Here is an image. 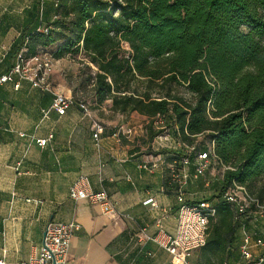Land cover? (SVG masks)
Listing matches in <instances>:
<instances>
[{"label": "trees", "instance_id": "obj_1", "mask_svg": "<svg viewBox=\"0 0 264 264\" xmlns=\"http://www.w3.org/2000/svg\"><path fill=\"white\" fill-rule=\"evenodd\" d=\"M48 13L47 32L22 33L29 51L58 44L51 59L79 57L94 68L87 82L96 105L110 100L114 113L148 118L151 138L171 131L183 147L158 154L175 173L182 157L192 162L209 150L226 168L216 194L203 199L216 214L198 264H247L241 229L253 240L264 234L249 222L251 208L264 207V0H54ZM35 20L41 26L43 12ZM157 115L164 129L154 125ZM203 135L212 149L196 142ZM184 146L194 151L186 155ZM233 185L253 199L239 217L222 199Z\"/></svg>", "mask_w": 264, "mask_h": 264}, {"label": "crops", "instance_id": "obj_2", "mask_svg": "<svg viewBox=\"0 0 264 264\" xmlns=\"http://www.w3.org/2000/svg\"><path fill=\"white\" fill-rule=\"evenodd\" d=\"M53 1L0 0V75L10 71L23 50L25 54L55 52L58 44L32 52L27 41L20 40L22 33L42 31L53 20L48 13ZM37 11L43 12L41 26L35 20ZM65 72L64 59L54 60L50 88L75 98ZM52 98V93L17 76L0 86V259L20 264L36 255L45 228L53 221L79 226L69 243L67 264H172L171 256L151 240L159 229L172 233L176 228L179 187L171 180L172 163L165 157L152 172L140 165L156 160L162 149L178 152L173 136L159 145L146 131L148 118L114 113L108 100L104 108L97 105L113 114L108 119L100 121L91 112L105 129L96 145L91 119L75 106L59 116L50 109ZM121 125L133 128L135 135L119 143L111 135ZM49 135L45 147L34 143ZM191 173L188 168L180 188L184 198L207 199L210 194L195 197ZM79 176L88 179L92 192L108 196L113 213L104 214L97 205L68 197ZM263 233L256 228L257 236Z\"/></svg>", "mask_w": 264, "mask_h": 264}, {"label": "built area", "instance_id": "obj_3", "mask_svg": "<svg viewBox=\"0 0 264 264\" xmlns=\"http://www.w3.org/2000/svg\"><path fill=\"white\" fill-rule=\"evenodd\" d=\"M42 32H47V29H42ZM25 52L23 50L18 53L15 58V64L10 71L7 74L0 75V86L7 82H12L14 76H17L19 80H26L43 92L52 93L53 98L50 109L55 110L59 116H63L68 108L75 106L84 117L91 119L92 138L95 144L98 145L100 136L105 129L102 123L91 117L88 105L72 96L58 94L50 88L51 56L49 54H37L28 59L25 56ZM154 125L158 126V129H164L162 127V116L157 115L155 117ZM134 135L135 130L133 128L121 125L114 129L111 136L120 143L123 139L129 140ZM51 138L52 135H49L46 139H34V143L42 148L46 146ZM155 140L161 145L170 140V135L166 130H163V133L156 136ZM175 146L177 148L183 147L178 142H175ZM193 151L194 147L184 146L186 155H190ZM164 159L165 156L159 154L156 160L145 162L140 165V168L152 172L159 164L165 162ZM211 161L209 150L198 153L192 162L188 156L182 157L178 163L181 176H178L179 173L176 174L174 172L173 164L170 167L171 180L179 187L176 228L172 233L159 229L151 240L171 256L172 264H188V260L192 255L206 243L209 221L215 216L216 209L211 202L206 200H186L180 188L186 182L187 169L190 164H192L193 177L203 178L205 172L212 164ZM203 182L205 186L209 185V182L204 178ZM68 197L71 200H86L92 205H97L104 214L114 212L108 196L103 192H92L89 181L85 176H79L72 184L68 191ZM222 199L235 207L238 217L245 214L253 202V199L246 191L237 185L227 188L222 195ZM151 206L153 208L157 207L155 202H151ZM78 229L79 226L73 222H49L45 228V236L37 254L20 264H67L69 243ZM241 238L242 243L239 248L241 263L264 264V234L253 240L251 235L242 228ZM252 249H256L257 253L254 254ZM0 264L8 263L0 259Z\"/></svg>", "mask_w": 264, "mask_h": 264}, {"label": "rangeland", "instance_id": "obj_4", "mask_svg": "<svg viewBox=\"0 0 264 264\" xmlns=\"http://www.w3.org/2000/svg\"><path fill=\"white\" fill-rule=\"evenodd\" d=\"M64 59L65 63V70L68 77L63 78L66 81L67 87H69V90L72 92V95L75 96V98H82L85 99L84 101L88 103V107L90 112H92V115L96 117L100 121H105L113 114L106 110H101L95 103L94 98H92V91L90 83L87 82V79L90 75L93 74V67H90V69L86 68V64L81 62V59L79 57H70L66 56ZM52 59V64H53ZM181 93L187 97V94L184 90H180ZM188 98V97H187ZM105 103V102H104ZM101 104L102 105H104ZM103 107V106H102ZM101 107V108H102ZM104 108V107H103ZM198 144L205 148L212 149V143L210 142L208 135L199 136L196 140ZM226 170L224 166H222L219 162L215 161L210 165L208 170L205 172L204 179L209 182L208 186L204 185L203 178H194L193 174L191 173V182L194 186V190L196 192L195 197H197V200L203 198L205 195L208 196V194H216L215 193V186L213 185V181L219 180L223 172ZM259 185H264V178H262L261 182H259ZM209 197V196H208ZM250 227L252 228L253 232H256V228L259 232H264V207L261 205L259 208H251L250 213ZM255 226V228H253ZM235 248V246H234ZM200 260L199 252H196L192 255V257L188 260V264H198Z\"/></svg>", "mask_w": 264, "mask_h": 264}, {"label": "water", "instance_id": "obj_5", "mask_svg": "<svg viewBox=\"0 0 264 264\" xmlns=\"http://www.w3.org/2000/svg\"><path fill=\"white\" fill-rule=\"evenodd\" d=\"M44 236H45V233L43 234V238H44Z\"/></svg>", "mask_w": 264, "mask_h": 264}]
</instances>
